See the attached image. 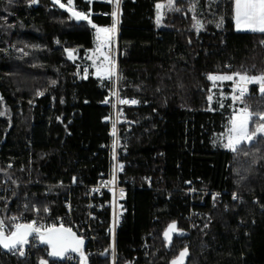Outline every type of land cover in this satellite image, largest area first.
<instances>
[{
	"label": "trees",
	"instance_id": "16d2710c",
	"mask_svg": "<svg viewBox=\"0 0 264 264\" xmlns=\"http://www.w3.org/2000/svg\"><path fill=\"white\" fill-rule=\"evenodd\" d=\"M160 1L121 3L118 91L136 101L122 132L132 184L114 259L108 224H94L89 264H171L185 250L184 264H264V134L236 151L223 148L218 136L234 112L230 81L219 91L208 79L264 74V33L234 30L233 0H171L156 19ZM73 8L89 20L51 0H0V180L11 185L0 187L5 222L33 207L61 213L68 197L83 219L82 185L107 168L101 119L111 84L90 72L81 77L65 50L79 46L82 57L91 49L93 24L111 20L97 12L109 6L73 0ZM245 96L255 131L264 94L251 84ZM44 248L31 247L29 258L23 249L0 254V264H37Z\"/></svg>",
	"mask_w": 264,
	"mask_h": 264
},
{
	"label": "built area",
	"instance_id": "2783aa9c",
	"mask_svg": "<svg viewBox=\"0 0 264 264\" xmlns=\"http://www.w3.org/2000/svg\"><path fill=\"white\" fill-rule=\"evenodd\" d=\"M109 6L107 11H98V14L108 16L111 18L110 23L115 24L114 42L106 48V54L111 59L110 64L103 65V68L92 74L97 79H107L111 88L109 89L104 104L107 107V113L102 117L101 121L107 127V142L102 145L106 149L107 168L101 172L94 183L82 185L85 197V217L83 219H76L74 216V206L71 197H68L63 203V212L53 214L49 210L40 212L36 207L31 211L11 212L8 216V222H3L4 232L10 233L16 224H33L40 230L48 229L56 226H64L73 230L76 235L85 240V254L88 257L94 247L96 238V231L93 228L94 224L107 223L110 234V246L113 252L115 250V233L117 225L122 221V201L127 196L128 190L131 187V180L126 176L127 167L130 162L125 158L127 154L126 137L122 136L123 131L129 130L130 120L127 118V108L135 105L131 101L135 100L133 97H121L118 91V27L121 3L123 0H98ZM113 11L117 12V16H112ZM108 24V26L111 24ZM79 64V63H78ZM111 67H113L111 69ZM98 72V73H97ZM218 76V74H209ZM233 79L229 80V88L233 95H240V84L237 82V77L230 74ZM247 92V91H246ZM121 100L128 101V103H121ZM247 103V98L236 100L233 103V108L238 109ZM10 183L5 179L0 180V187L7 191L10 188ZM105 213L107 215L105 216ZM15 218V219H13ZM29 245L25 247L20 245L18 248L10 250L13 254L19 249H23L24 256L29 258L31 256V247L37 248L42 244L37 236L28 238ZM7 252V253H9ZM6 253L0 248V254ZM43 253L48 254V248L43 249ZM63 260L67 264H78L79 258L72 254L66 253Z\"/></svg>",
	"mask_w": 264,
	"mask_h": 264
},
{
	"label": "snow or ice",
	"instance_id": "6c2138e0",
	"mask_svg": "<svg viewBox=\"0 0 264 264\" xmlns=\"http://www.w3.org/2000/svg\"><path fill=\"white\" fill-rule=\"evenodd\" d=\"M35 2V0H33ZM171 2V0H170ZM69 3H71V0H69ZM118 3V0H117ZM234 3V13H235V20L237 27L239 28L241 24L251 28L253 31H259L261 33H264V0H233ZM63 7V5H61ZM157 7H161V5H157ZM77 19H88L86 15H83L79 12L74 13ZM112 16L115 18L117 16V12L113 11ZM159 22V21H158ZM95 27V25H93ZM115 30V24H113V27L111 31ZM98 31H109L106 29H100ZM239 76V79L243 81L245 84L247 83H258L259 84V90L262 94H264V74L260 76H247V75H241L239 73L234 74ZM209 80H232V76H208ZM246 94L245 88H240V95L234 96L233 100H241L244 95ZM211 99V97L209 98ZM121 103H128V101L121 100ZM131 103H136L135 100L131 101ZM241 112L244 114L245 119L242 120L239 128V133L235 138L232 137L231 131L229 133V139L228 143L225 145V147L231 149L232 151H236L237 148L247 142L251 144L259 135L264 134V113L255 114L258 117V120L260 123L256 127L255 131H249V125L253 121L254 114L249 111V109L244 108L241 109ZM2 114V113H0ZM236 130L235 120H233V128L232 131ZM15 219V218H13ZM175 224H171L168 226V230L165 231L164 236L166 239H170V232L175 230ZM15 231H12L10 236L4 237V227L3 222L0 221V237H4L3 239H0V244H3L5 248H15L17 245H24L28 242V237L32 235L33 233H40V229L36 228L33 224H16L15 225ZM50 231L55 232L59 231L57 229H51ZM64 232L68 233L73 243L71 245L63 244L59 247H57L55 244L52 243L51 239L45 240L44 236L41 235L40 239L42 242L49 243L52 245L53 250L49 252L48 254L50 256H63L65 252L69 250V247L71 248L72 252H79L80 246L83 244L82 239H77L75 237V234L71 232V229H63ZM9 241V242H5ZM23 255V252H21ZM187 255V250L180 253V256L177 260L173 261V264H183V258ZM81 264H84L85 257L81 253ZM41 264H44L42 261Z\"/></svg>",
	"mask_w": 264,
	"mask_h": 264
},
{
	"label": "rangeland",
	"instance_id": "374dc122",
	"mask_svg": "<svg viewBox=\"0 0 264 264\" xmlns=\"http://www.w3.org/2000/svg\"><path fill=\"white\" fill-rule=\"evenodd\" d=\"M51 1L60 7H61V5H63L62 8L66 9L73 16H75L74 13H76L77 10L73 8V0H71V3H69V0H51ZM89 1H91V0H89ZM168 1H170V0H165V1L162 0V1L157 2L155 4L156 19H160L162 17L165 4ZM157 5H161V7L158 8ZM81 14L86 15L84 13H81ZM87 17H88V19H86V20H89V16H87ZM93 25H95V27H93L94 28L93 46L91 49L86 51V53L84 54V57L81 58V57H78V55H77V48L79 46H77L76 48H73V49H68L69 51H67V54H66V56L69 59L76 61L77 63H80V65L79 64L77 65V70H78V73L81 77L87 76V74L89 72L91 74H95L97 71V66H99V68H101V66L106 65V64H110V62H111V59L108 58L105 51H106V48L114 42L115 30L111 31L113 24H111V26L110 25L109 26L108 25H97V24H93ZM100 29H106L109 31H98ZM81 63L84 64V67L86 68V70H82L83 66L81 65ZM112 68L113 67H111V69ZM216 81L217 82L215 84V88L220 91L222 88H224V85H223L224 81H228V80H216ZM237 82L240 84L241 87L245 88L246 91L248 89V86L251 84L257 85V87L259 89L258 83H247V84H245L239 78L237 79ZM234 96L235 95H233V92H232L231 93L232 103H234V100H233ZM244 108H246V107L244 105H242L241 107H238V109H234V112H233V115L231 118V124H230L228 131H226L223 134H220L218 136V138L222 141V143H221L222 147L225 149H229V148L225 147V145L228 143L230 131H231V135L233 138H235L237 136V134L239 133L240 124H241L242 120L245 119L244 114L241 112V109H244ZM233 120H235V125H236L235 131H232Z\"/></svg>",
	"mask_w": 264,
	"mask_h": 264
},
{
	"label": "water",
	"instance_id": "95a60500",
	"mask_svg": "<svg viewBox=\"0 0 264 264\" xmlns=\"http://www.w3.org/2000/svg\"><path fill=\"white\" fill-rule=\"evenodd\" d=\"M22 225H27V224H22ZM51 229H57L59 231L52 232V231H50ZM63 229H69V228L64 227V226L51 227V228H48V229L40 230V233H33L28 238H30V237H32L34 235L37 236V238L40 241V243L42 245H45L48 248V253H49V252H51L53 250L52 245H50L49 243L42 242L41 239H40V236L43 235L45 240L51 239L52 243L55 244L57 247H59V246H61L63 244L71 245L73 243L72 238H71V236L68 233L64 232ZM15 230L16 229H15V226H14V228L10 231V233H5L4 232V237L10 236L11 232L15 231ZM71 232L75 234V237L77 239H82V238L78 237L73 230H71ZM4 237H0V239H3ZM82 240H83V244L80 246V251L79 252H72L71 248L69 247V250L67 252H65L64 255L66 253H72V254L76 255L79 258L78 264H81L80 257H81V253H82L83 256L85 257L84 264H89L88 258H87L86 254H85V251H84L86 243H85L84 239H82ZM5 242H9V241H5ZM19 246L20 245H17L15 248H11V247L5 248L3 246V244H0V248L6 253L9 252L10 250L18 248ZM64 255L63 256H50L49 254H47L46 258L38 259L37 264H41L42 261L44 262V264H49L50 260L51 261H59V260L63 259ZM177 259H178V257L176 259H174L173 261H175ZM173 261H172L171 264H173ZM183 264H184V259H183Z\"/></svg>",
	"mask_w": 264,
	"mask_h": 264
},
{
	"label": "crops",
	"instance_id": "0c3cea01",
	"mask_svg": "<svg viewBox=\"0 0 264 264\" xmlns=\"http://www.w3.org/2000/svg\"><path fill=\"white\" fill-rule=\"evenodd\" d=\"M77 12H79V11H77ZM234 16H235V13H234V4H233V28H234L235 31H241V32H259V31H253L251 28H249V27H247V26H245L243 24H241L240 27L238 28ZM69 49H73V48H69ZM67 51H69V50L68 49L65 50V53L66 54H67ZM86 51L87 50L84 51L82 57H84V54L86 53ZM79 65H80V63H79ZM81 65L83 66L82 67V70H86V68L84 67V64L81 63ZM102 68H103V66H101V68H99V66H97V71H99Z\"/></svg>",
	"mask_w": 264,
	"mask_h": 264
}]
</instances>
